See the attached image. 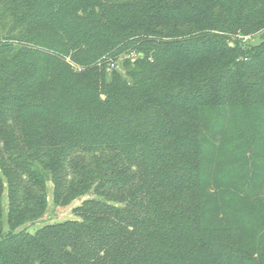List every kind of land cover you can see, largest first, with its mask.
I'll return each instance as SVG.
<instances>
[{
	"label": "trees",
	"instance_id": "obj_1",
	"mask_svg": "<svg viewBox=\"0 0 264 264\" xmlns=\"http://www.w3.org/2000/svg\"><path fill=\"white\" fill-rule=\"evenodd\" d=\"M0 264H264V0H0Z\"/></svg>",
	"mask_w": 264,
	"mask_h": 264
},
{
	"label": "rangeland",
	"instance_id": "obj_2",
	"mask_svg": "<svg viewBox=\"0 0 264 264\" xmlns=\"http://www.w3.org/2000/svg\"><path fill=\"white\" fill-rule=\"evenodd\" d=\"M51 189H52V185L50 183H48V186H47V208H46L45 214L40 219L35 221L33 224L28 225V227L31 231L33 229H35V227H38V226L45 224V223L75 218V216L71 210L72 207L60 208V207H54L53 206V204L51 202ZM78 203L79 202L77 201L73 205H76ZM2 204L5 207L4 215H3V221L5 224L6 207H7L5 195L2 198Z\"/></svg>",
	"mask_w": 264,
	"mask_h": 264
}]
</instances>
